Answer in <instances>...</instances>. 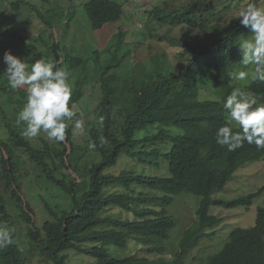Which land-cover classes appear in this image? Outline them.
Listing matches in <instances>:
<instances>
[{"label": "trees", "instance_id": "1", "mask_svg": "<svg viewBox=\"0 0 264 264\" xmlns=\"http://www.w3.org/2000/svg\"><path fill=\"white\" fill-rule=\"evenodd\" d=\"M7 1L12 11H18L23 0ZM217 2L221 9L215 11ZM231 2L188 0L182 7L155 6L149 12V16L171 26L210 30L209 36L194 41H181L171 33L165 37L151 35L177 48V65L167 62L165 54L164 59L153 55L150 72L144 69L138 77L132 69L123 76L115 74L114 69L127 59L125 54L116 55L124 35L121 30L105 47L110 57L104 62L98 61L95 50L93 61L98 67L101 95L94 125H89L82 144L73 137L71 121L66 142L49 144L43 140L35 144L22 137V128L15 126L11 117L25 103V93L1 83L0 97H5L14 111L10 112L12 106L0 100V125L7 131L4 138L0 137V225H26L29 250L39 251L52 264H65L68 250L93 257L91 264H182L187 254L212 234L207 230L222 221L211 213L213 206L249 207L261 189L232 198L213 196L224 189L235 170L264 157V149L257 150L255 145L244 143L229 151L215 141L221 125L239 131L222 108L223 100L234 89L250 90L264 103V82L249 76L243 87L234 79L236 67L241 65L239 45L243 36L251 33L239 25L236 17L218 21ZM81 6L93 30L118 21L123 14L122 5L115 0H83ZM5 34L12 32H2ZM16 38L23 40L20 35ZM24 44L35 57L32 61L41 60L34 43ZM48 49L56 66L68 73L72 108L84 92L69 71L86 60L61 54L58 41ZM251 68L244 70L251 72ZM209 92L215 97L200 98ZM100 116L104 117L103 126L97 123ZM93 144L95 147L90 146ZM26 161L38 171L27 175L31 181L27 187L34 191V198L43 200L49 215L38 224L30 202L21 193ZM158 163L163 168L161 175L150 176L139 170ZM113 166L121 168L118 174L107 172ZM44 192L55 196V200L49 203ZM181 193L200 199L194 223L182 232L177 251L168 259L164 256L166 241L176 222L167 213V206ZM7 199L8 203L13 200L17 221L7 208ZM123 212L132 218L122 217ZM13 240V244L0 249V264H26V253L15 232ZM128 241H135L142 254L117 257L109 252V246L126 249ZM194 264H264V198L256 207L252 225L233 228L219 250Z\"/></svg>", "mask_w": 264, "mask_h": 264}, {"label": "rangeland", "instance_id": "2", "mask_svg": "<svg viewBox=\"0 0 264 264\" xmlns=\"http://www.w3.org/2000/svg\"><path fill=\"white\" fill-rule=\"evenodd\" d=\"M115 1L122 5L123 14L121 18L116 22L105 24L101 29L93 30L81 6L82 0H23L21 8L18 11H12L9 8V1L0 0V21L8 28V32L21 35L24 38V42L34 43L42 60L55 63L54 56L49 53L48 47L57 41L59 42L61 54L66 53L69 56L82 57L86 60L84 65L77 66L74 70L69 71L72 79L80 82V86L83 88L84 92L81 100L72 106V110L76 113V116L81 115L85 121V132L82 135L75 134L74 130V120L78 116L71 121L73 124V137L79 144H82L88 135L89 125H94L96 110L101 95V86L97 76L98 67L93 61V52L95 50L99 53L98 61L104 62L106 58L110 57L109 52H104L105 47L109 45L110 40L115 34L121 30L124 35L122 36L120 46L116 49V55L121 56L125 54L127 55V59H124L121 64L114 69V73L123 76L128 73V69H132L134 76L138 77L144 69V72H150L149 61L153 55H157L160 59H164L165 54L167 62L177 65V48L167 46L164 40H159L151 35L165 37L168 33H171L176 37L178 36L181 41H194L201 40L210 34L209 29L190 28L186 25L171 26L166 23H161L153 17H149V11L155 6L178 8L186 5L188 0ZM255 1L259 6H264V0ZM248 2L249 0H244V3L240 7L232 8L227 14H221L218 21L224 22L229 18L236 17V12L240 8L246 6ZM236 3L237 1H234V5ZM216 4L215 11H218L221 9V5L218 2ZM142 24L144 28L138 29ZM0 26H2V24H0ZM3 28L2 26V30ZM38 35L41 36V38H37ZM250 36L251 35H244L243 40L250 38ZM13 41V38L2 35L0 32V50L2 49V52H0V82L7 83L6 76L3 74L2 69L5 67L3 62V54L5 51H10L11 54L23 59L29 65L33 63L29 60L31 55L26 46L20 42L15 44ZM4 44L8 45L4 46ZM112 49H114V47ZM60 56L62 57V55ZM123 62L124 64L122 65ZM64 65H66L65 60L63 62V66ZM141 67H143V69H141ZM244 68L245 67L241 64L236 67V70L240 71L244 70ZM175 69H177V67ZM247 70L248 69L244 71ZM248 82V79L246 81H238V85L246 87ZM117 85L120 87V84ZM214 97L215 95L209 92L208 94L202 95L200 98ZM0 100L6 102L5 97H0ZM8 106H12L10 112L14 111L13 105L8 104ZM9 109L8 107V110ZM16 114L17 113L11 117L15 126H17L15 123ZM6 132L3 125H0L1 138L5 137ZM141 132L137 133V135ZM43 140L49 144H56L48 141L43 135L34 139V143L41 144ZM64 142L66 141L64 140ZM159 161L163 163L161 159ZM118 164L121 166L124 165L123 162H119ZM114 167L115 166L108 168L107 172L118 174L121 168L118 167L114 169ZM22 168L24 169V167ZM139 170L150 176L161 175L163 173V168L159 163L153 164V166H141ZM32 172L37 174L38 171L33 164L26 161L25 170L22 172L21 176V193L23 199L30 202L33 212L35 213L34 220L38 224L42 220L48 218L49 215L44 207L43 200L34 198L32 196L34 191H31V188L27 187V184L31 182L27 175ZM67 172H70V170ZM72 175L74 176V174ZM260 189V195L253 200V203L249 207L223 208L213 206L210 209L211 213L220 216L222 221L218 226L207 230L208 233L212 234L203 238L201 242L187 254L182 264H194L201 258H206L209 254L221 248L223 242L233 228L245 227L254 223L256 207L262 203L264 198V157L258 161L246 163L235 170L234 176L226 183L224 189L216 191L213 193V196L232 198ZM32 190L34 189L32 188ZM43 196L48 197L47 201L49 203L55 200V196H49L45 192ZM199 199L200 197L193 194L181 193L174 196L173 202L167 206V213L171 215L176 222L175 227L170 231L169 239L166 241L167 252L164 253V256L168 259L172 258L174 252L177 251L178 238H180L182 232L194 223L195 210L198 206ZM7 208L10 210L12 217L15 215V221L17 211L15 213L16 209L13 200H10L8 203L7 199ZM121 215L124 218H132L131 215L124 212ZM12 227L18 238L19 245L26 253V264H52V262L39 251H34L32 253L31 250H29L30 243L26 235V225L16 223L12 225ZM109 252H112L113 255L117 257H123L132 253L142 254L138 250V245L135 241H128L126 249L109 246ZM65 255V264H91L94 262L93 257L74 250L65 251Z\"/></svg>", "mask_w": 264, "mask_h": 264}, {"label": "clouds", "instance_id": "3", "mask_svg": "<svg viewBox=\"0 0 264 264\" xmlns=\"http://www.w3.org/2000/svg\"><path fill=\"white\" fill-rule=\"evenodd\" d=\"M235 1L237 3L234 5L232 0L227 13L244 3V0ZM236 19L239 25L251 33L250 38L244 39L239 46L242 51L240 63L245 68L249 66L252 68L251 72L240 70L234 73V79L246 81L251 76L252 79L264 82V6H259L255 0H249L246 6L236 12ZM0 24L4 27L2 30L0 26L1 34L8 31L3 22L0 21ZM142 28L143 24L138 27ZM16 35L19 34H5L13 38L15 44L28 43L24 42L21 35L23 40H18ZM29 53L31 55L30 51ZM33 59L35 57L31 55L29 60ZM40 59L32 61L33 63L29 65L10 51H5L3 54L5 67L2 69L7 83L0 84H8L11 90H23L25 93V103L17 112L15 120L16 125L22 127V137L31 141L43 135L50 142L61 143L66 139L69 121L76 117V113L70 107L72 87L65 70L58 68L54 62L42 60L41 56ZM222 108L229 120L239 126V131H234L228 124L221 125L215 133L218 145L226 146L229 151H235L244 143L255 145L257 150L264 149V103L258 101L255 93L236 88L223 100ZM97 123L103 126L104 117H98ZM74 130L77 135L84 134L85 121L82 116L74 120ZM90 146L95 147L94 144ZM13 233V228L0 225V249L14 243Z\"/></svg>", "mask_w": 264, "mask_h": 264}]
</instances>
